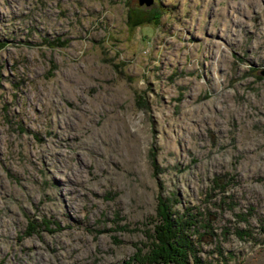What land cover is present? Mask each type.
Masks as SVG:
<instances>
[{"label": "rangeland", "instance_id": "374dc122", "mask_svg": "<svg viewBox=\"0 0 264 264\" xmlns=\"http://www.w3.org/2000/svg\"><path fill=\"white\" fill-rule=\"evenodd\" d=\"M0 42V264H156L160 200L264 264V0H0Z\"/></svg>", "mask_w": 264, "mask_h": 264}, {"label": "trees", "instance_id": "16d2710c", "mask_svg": "<svg viewBox=\"0 0 264 264\" xmlns=\"http://www.w3.org/2000/svg\"><path fill=\"white\" fill-rule=\"evenodd\" d=\"M3 45L0 42V47ZM158 207L160 218L153 227L150 249L146 254L136 252L134 258L142 263L189 264L191 255L193 261H198L195 245L186 232V228H190L194 221L177 217L171 205L164 200H160ZM261 229L264 231V223Z\"/></svg>", "mask_w": 264, "mask_h": 264}, {"label": "water", "instance_id": "95a60500", "mask_svg": "<svg viewBox=\"0 0 264 264\" xmlns=\"http://www.w3.org/2000/svg\"><path fill=\"white\" fill-rule=\"evenodd\" d=\"M147 4H151L153 0H139L140 3L144 2Z\"/></svg>", "mask_w": 264, "mask_h": 264}]
</instances>
